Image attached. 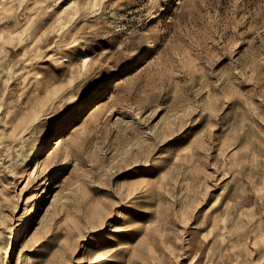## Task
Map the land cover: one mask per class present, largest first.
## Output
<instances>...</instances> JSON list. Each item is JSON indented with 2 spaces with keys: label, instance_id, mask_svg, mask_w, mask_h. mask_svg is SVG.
<instances>
[{
  "label": "rangeland",
  "instance_id": "374dc122",
  "mask_svg": "<svg viewBox=\"0 0 264 264\" xmlns=\"http://www.w3.org/2000/svg\"><path fill=\"white\" fill-rule=\"evenodd\" d=\"M0 264H264V0H0Z\"/></svg>",
  "mask_w": 264,
  "mask_h": 264
}]
</instances>
